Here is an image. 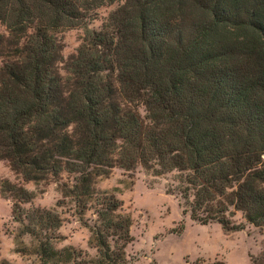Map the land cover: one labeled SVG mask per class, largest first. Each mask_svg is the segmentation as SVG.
<instances>
[{
	"label": "trees",
	"instance_id": "obj_1",
	"mask_svg": "<svg viewBox=\"0 0 264 264\" xmlns=\"http://www.w3.org/2000/svg\"><path fill=\"white\" fill-rule=\"evenodd\" d=\"M0 25V161L18 180L0 179V196L39 264H129L133 220L95 188L116 167L184 174L202 224L232 206L264 227V0H0ZM74 28L63 74L52 33ZM20 179L57 182L61 210L24 208L34 193ZM208 194L219 205L199 216ZM65 215L94 255L57 248Z\"/></svg>",
	"mask_w": 264,
	"mask_h": 264
},
{
	"label": "rangeland",
	"instance_id": "obj_2",
	"mask_svg": "<svg viewBox=\"0 0 264 264\" xmlns=\"http://www.w3.org/2000/svg\"><path fill=\"white\" fill-rule=\"evenodd\" d=\"M121 3L107 4L96 10V20L91 29H101L103 20ZM0 33L6 34L0 25ZM52 34L58 39L63 57L59 67L64 74L66 62L76 53L83 34L81 28L59 29ZM184 174L173 172L153 176L141 169L124 171L113 168L109 175L95 179L97 191L115 196L122 203L123 214L131 216L133 243L126 249L129 264H264V227L249 223L241 211L229 206L221 215L224 221L202 224L191 217L195 207V191H180ZM0 179L18 183L8 163L0 161ZM60 182L72 181L64 174ZM34 193L30 203L23 207L56 208L61 199L57 182L37 187L32 182H19ZM219 199L208 194L197 209L199 216H206L205 209L215 210ZM13 198L0 196V264H39L34 253L35 244L29 236L17 237L19 226L13 222ZM87 213V218L90 217ZM60 230L63 239L57 248L72 246L75 249L94 250L88 246L89 231L69 215Z\"/></svg>",
	"mask_w": 264,
	"mask_h": 264
}]
</instances>
